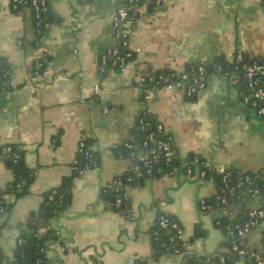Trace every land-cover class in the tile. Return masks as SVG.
Returning a JSON list of instances; mask_svg holds the SVG:
<instances>
[{
  "label": "crops",
  "instance_id": "0c3cea01",
  "mask_svg": "<svg viewBox=\"0 0 264 264\" xmlns=\"http://www.w3.org/2000/svg\"><path fill=\"white\" fill-rule=\"evenodd\" d=\"M123 2L48 0L50 22L36 47L31 44V12L17 13L9 0H0V57L13 86L0 93V153L4 145H17L35 172L29 193L5 195L12 208L1 219L7 222L0 247L8 256L44 194L74 174L79 143L85 139L92 140L100 162L74 177L70 207L51 220L60 239L47 248L49 264H136L137 259L181 264L177 253L153 257L151 228L160 215L178 220L192 253L206 257L227 250L222 221L230 225L260 206L259 197L245 193L219 205L214 202L219 189L214 172L202 178L198 165L192 175L185 171L189 157L199 156L212 169L225 167L236 176L259 172L264 180V117L243 101V85L211 75L190 97L182 89L153 87L144 78L159 70L178 75L218 57L264 58L263 0H163L151 5L132 24L133 55L126 69L101 72L99 56L116 44L112 18ZM36 59L44 66L33 73ZM144 111L172 136L176 166L127 186L124 212L112 208L103 188L130 170L132 160L119 148L138 137ZM12 178L0 154V187ZM201 200L207 201L206 209ZM246 246L251 252L261 248L259 229L248 235Z\"/></svg>",
  "mask_w": 264,
  "mask_h": 264
},
{
  "label": "built area",
  "instance_id": "2783aa9c",
  "mask_svg": "<svg viewBox=\"0 0 264 264\" xmlns=\"http://www.w3.org/2000/svg\"><path fill=\"white\" fill-rule=\"evenodd\" d=\"M163 0H124L123 4L117 7L113 14L112 26L116 44L112 47L104 49L99 56V68L101 72H105L108 68L114 67L120 70H125L129 59L133 52L130 49L131 27L139 13L145 8L159 4ZM11 8L17 13H23L25 10L34 13L37 24H40L45 18V13L49 8L48 0H9ZM264 2V0H263ZM40 59L35 60V68L41 67ZM189 71H184L178 74V79L172 80L165 72L149 73L144 81L153 87H167L170 89H182L188 96L195 95L200 89L204 88L207 80L211 75H216L234 85H243L242 99L250 105L260 117H264V60H251L237 62L232 66H224L222 63H214L212 72H209L206 62H200L193 65ZM162 83V85H161ZM99 91V87L96 88ZM147 97V95H145ZM148 111H144L139 119V128L147 129L149 122L146 121L144 115ZM155 131L149 132L146 138L141 143L142 153L136 155L131 152V157H137L145 171L141 170L138 163H132L130 167L131 173L127 176V181L132 182L134 176H141L143 173L150 175L156 165L164 162L171 163L175 158V149L172 141V136L157 137V134H162L165 130L162 122L154 125ZM155 142V145H151ZM130 148L137 149L138 146L133 143H126ZM85 146L84 140H81L79 147ZM194 164H200L201 169L199 175L205 178L207 172L212 171L218 175L220 180V188L215 196V201L219 205H227L229 197L234 195L238 189L247 185L246 195L250 197H259L260 206L248 211V219L234 223L229 233L232 236L231 249L245 258L248 251L242 247L248 235L255 229H259L261 238L264 242V181L260 186L252 184V177L248 173L241 174L235 181L232 180L233 173L225 168L218 167L212 169L199 156L193 159ZM187 173L193 174V168L188 167ZM121 177L117 178V182L121 183ZM251 185V186H250ZM109 190H119L113 184H109L103 188V193L106 194ZM123 203V197L117 194L116 200L111 202L115 206H120ZM200 206L206 209L209 205L207 201L201 200ZM159 224L164 229H173L178 238L184 241V249L175 248L174 253L184 255L192 253V246L184 238V229L181 223L175 218L168 215L159 216ZM226 258L223 255L220 264H225ZM195 264V263H193ZM259 264H264V259L259 260Z\"/></svg>",
  "mask_w": 264,
  "mask_h": 264
},
{
  "label": "trees",
  "instance_id": "16d2710c",
  "mask_svg": "<svg viewBox=\"0 0 264 264\" xmlns=\"http://www.w3.org/2000/svg\"><path fill=\"white\" fill-rule=\"evenodd\" d=\"M33 18V25L35 31V38L31 42L33 46H40L46 36L47 26L50 22V8H48L45 13V18L42 19L40 24H37L34 13L30 11ZM251 60H264V58H248V61ZM245 60L239 61L244 62ZM42 63L41 67L38 69L35 68V61L32 66V72L38 73L44 66V61L40 59ZM238 61H228L225 58L218 57L212 63H206V66L209 72H212L214 63H222L224 66H232ZM191 69L187 71L190 72ZM157 72L167 73L172 80L178 79V75L174 72L167 70H159ZM162 85V83H161ZM13 90V86L10 83V74L9 69L3 64L2 58L0 57V93L9 92ZM191 97V96H190ZM143 116V115H142ZM149 125L147 129L141 130L139 128V135L135 140L129 141L127 143H133L138 146L137 149L130 148L126 144L119 148V152L126 157H129L132 160V163H138L141 167V170L144 172V166L138 162L137 157H131V152H135L136 155L142 153L141 143L146 138L149 132L155 131L154 125L159 121L155 119L151 114L144 115ZM170 133H167L165 130L162 134H157V137H167ZM85 146L83 148L79 147L78 157L75 162L74 174L71 176H64L61 183L56 187L50 189L44 194L43 201L39 209L33 212L30 216V219L27 225L22 229L21 234L17 240L15 249L11 256L6 255L0 247V264H49L47 257V248L50 244L59 241L60 237L58 232L50 227V222L55 217L64 213L71 205L72 200V188L74 184V177L82 173L83 171L92 168L99 164L100 158L95 150L91 148L92 140L85 139ZM151 145H155V142H151ZM1 156L11 168L13 173V178L6 187H0V232L3 227L6 225L7 218L5 221H2L3 216H8L11 211L12 205L6 201L5 195L10 193L15 195L17 198H20L27 193H29L30 186L35 179V172L30 168L24 160V153L17 145L7 144L2 146ZM195 156H190L188 160V165L185 169L187 172L188 167H192L193 171L197 164H194L193 159ZM176 166V155L174 160L166 164L164 162L156 165L153 172L150 175L143 173L141 176H134L132 182L127 181V176L131 173V170L121 175V183L115 182L113 185L118 187L119 190H109L105 197L108 198L110 202L116 200L117 194H120L123 197V203L120 206L112 205V208L116 210H122L126 212L127 208V197L125 194V189L127 186L137 183L140 179L147 176H156L162 173L171 172L175 169ZM201 169V165L198 164ZM210 172H207L206 177L210 175ZM251 175L253 181L251 185L260 186L264 181L259 172H246ZM212 174V173H211ZM245 174V173H243ZM241 175V174H240ZM239 175V176H240ZM218 187L220 188V180L218 175L215 174ZM232 180L238 177L233 174ZM250 185V186H251ZM247 185L238 189L234 195L229 197V202L240 194H246ZM219 190V189H218ZM214 202L215 199H214ZM171 217V216H170ZM173 218V217H171ZM174 219V218H173ZM248 219V212L243 217H239L232 224L225 225L224 222H221V227L225 234L224 245L227 248L224 252H219L210 256H198L194 253H187L182 255L181 264H220L221 257L224 255L226 258L225 264H234L239 259L241 255L236 253L231 249L232 236L229 231L234 225V223L239 221H244ZM151 239L153 244V257L159 258L163 253L172 252L175 248L184 249V241L179 239L176 232L173 229H164L159 224V218L156 220L155 224L151 228ZM188 242V241H187ZM189 243V242H188ZM190 244V243H189ZM248 251V254L245 255L247 264H251V257L258 256L260 259H264V242L262 239V246L259 250L251 252L247 249L246 241L242 245ZM136 264H148L147 261L143 259H137Z\"/></svg>",
  "mask_w": 264,
  "mask_h": 264
},
{
  "label": "water",
  "instance_id": "95a60500",
  "mask_svg": "<svg viewBox=\"0 0 264 264\" xmlns=\"http://www.w3.org/2000/svg\"><path fill=\"white\" fill-rule=\"evenodd\" d=\"M256 261H257L256 256H252L251 257V263L256 264Z\"/></svg>",
  "mask_w": 264,
  "mask_h": 264
}]
</instances>
